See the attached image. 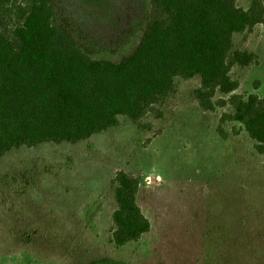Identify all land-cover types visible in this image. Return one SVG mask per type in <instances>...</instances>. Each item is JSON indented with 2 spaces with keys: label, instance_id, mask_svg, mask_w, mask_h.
<instances>
[{
  "label": "rangeland",
  "instance_id": "rangeland-1",
  "mask_svg": "<svg viewBox=\"0 0 264 264\" xmlns=\"http://www.w3.org/2000/svg\"><path fill=\"white\" fill-rule=\"evenodd\" d=\"M55 2L93 59L119 61L140 40L144 0ZM233 50L254 52L259 62L231 69L236 93L263 96L264 26L234 35ZM174 83L175 93L155 106L161 115L144 118L150 131L120 116L85 141L23 147L0 159V264H264V154L237 123L224 124L220 138L219 119L231 109L201 111L198 77ZM119 171L139 180L150 230L115 248L110 180Z\"/></svg>",
  "mask_w": 264,
  "mask_h": 264
},
{
  "label": "trees",
  "instance_id": "trees-1",
  "mask_svg": "<svg viewBox=\"0 0 264 264\" xmlns=\"http://www.w3.org/2000/svg\"><path fill=\"white\" fill-rule=\"evenodd\" d=\"M88 1V0H87ZM144 28L131 54L93 59L64 23L55 0H0V159L40 144H76L126 117L139 131L144 118L175 93V78H199L193 96L203 112L223 113L242 126L264 154V95L238 94L234 66L258 65L251 51L233 50V37L264 26V0H144ZM256 88V87H255ZM234 135L238 131L232 130ZM114 207L109 242L121 248L140 240L150 222L138 205L139 180L123 171L110 180ZM87 264H129L103 258Z\"/></svg>",
  "mask_w": 264,
  "mask_h": 264
},
{
  "label": "crops",
  "instance_id": "crops-1",
  "mask_svg": "<svg viewBox=\"0 0 264 264\" xmlns=\"http://www.w3.org/2000/svg\"><path fill=\"white\" fill-rule=\"evenodd\" d=\"M252 67V66H251ZM262 97V96H261Z\"/></svg>",
  "mask_w": 264,
  "mask_h": 264
}]
</instances>
